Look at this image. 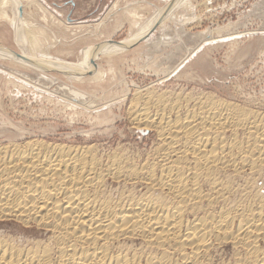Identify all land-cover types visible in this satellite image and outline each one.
Returning a JSON list of instances; mask_svg holds the SVG:
<instances>
[{"label": "bare ground", "instance_id": "6f19581e", "mask_svg": "<svg viewBox=\"0 0 264 264\" xmlns=\"http://www.w3.org/2000/svg\"><path fill=\"white\" fill-rule=\"evenodd\" d=\"M190 1L169 0L130 39L87 46L70 62L40 47L27 16L38 0H0V20L11 22L19 45L16 52L1 41L0 60L44 78L56 70L99 81L108 72L98 55L127 51L166 17L187 23L191 16L176 12ZM124 10L138 16L132 4ZM243 102L138 91L131 122L157 134L145 156L47 136L0 141V264H264V108Z\"/></svg>", "mask_w": 264, "mask_h": 264}, {"label": "rangeland", "instance_id": "374dc122", "mask_svg": "<svg viewBox=\"0 0 264 264\" xmlns=\"http://www.w3.org/2000/svg\"><path fill=\"white\" fill-rule=\"evenodd\" d=\"M166 1L38 0L39 11L29 7L27 16L40 29L41 48L51 46L53 56L77 62L87 46L130 39L142 20L151 18ZM114 3L120 8L109 12ZM127 3L138 10L137 17L124 10ZM190 3L186 11L176 12L188 13L187 23L181 15L166 17L148 38L127 51L98 55L96 62L108 72L99 81L87 76L72 80L56 70L41 72L47 74L44 78L37 69L0 60V141L47 136L88 141L105 154L145 156L157 134L153 129H137L131 122L128 109L138 91H209L264 108V0ZM0 42L19 51L11 22L0 20ZM72 90L81 91L85 98L72 99Z\"/></svg>", "mask_w": 264, "mask_h": 264}]
</instances>
